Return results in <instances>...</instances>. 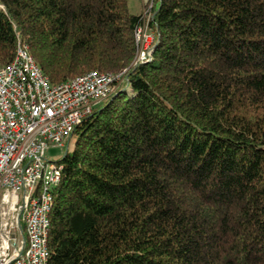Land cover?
Returning a JSON list of instances; mask_svg holds the SVG:
<instances>
[{"label": "trees", "instance_id": "trees-1", "mask_svg": "<svg viewBox=\"0 0 264 264\" xmlns=\"http://www.w3.org/2000/svg\"><path fill=\"white\" fill-rule=\"evenodd\" d=\"M134 65L129 0H0L53 84L126 80L75 128L53 189L48 264H264V0H154Z\"/></svg>", "mask_w": 264, "mask_h": 264}, {"label": "built area", "instance_id": "built-area-1", "mask_svg": "<svg viewBox=\"0 0 264 264\" xmlns=\"http://www.w3.org/2000/svg\"><path fill=\"white\" fill-rule=\"evenodd\" d=\"M142 16L134 65L149 60L155 48L152 12ZM125 80L126 70H92L53 84L21 40L15 58L0 67V264H48L53 189L63 167L47 151L64 148L96 104Z\"/></svg>", "mask_w": 264, "mask_h": 264}, {"label": "rangeland", "instance_id": "rangeland-1", "mask_svg": "<svg viewBox=\"0 0 264 264\" xmlns=\"http://www.w3.org/2000/svg\"><path fill=\"white\" fill-rule=\"evenodd\" d=\"M154 0H129V9L135 14H148V10L152 12ZM74 137H71L64 148L50 147L47 151V157L55 164H60L62 156L65 154L67 149L73 147Z\"/></svg>", "mask_w": 264, "mask_h": 264}]
</instances>
